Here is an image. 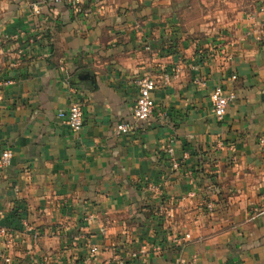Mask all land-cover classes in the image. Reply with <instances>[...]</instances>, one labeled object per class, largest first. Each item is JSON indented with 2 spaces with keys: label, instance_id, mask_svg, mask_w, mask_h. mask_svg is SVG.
<instances>
[{
  "label": "crops",
  "instance_id": "crops-1",
  "mask_svg": "<svg viewBox=\"0 0 264 264\" xmlns=\"http://www.w3.org/2000/svg\"><path fill=\"white\" fill-rule=\"evenodd\" d=\"M263 135L264 0H0V264H264Z\"/></svg>",
  "mask_w": 264,
  "mask_h": 264
},
{
  "label": "built area",
  "instance_id": "built-area-1",
  "mask_svg": "<svg viewBox=\"0 0 264 264\" xmlns=\"http://www.w3.org/2000/svg\"><path fill=\"white\" fill-rule=\"evenodd\" d=\"M51 2L55 4H66L69 6H78L84 2L90 1V0H50ZM38 12L37 10H35ZM168 80V77L166 78ZM134 83L137 87V98L135 101V104L132 109V114L129 120L123 121L122 123L118 124L116 126V131L120 134L127 135L138 126L150 119L155 111H156V105L153 99V91L156 88L155 80L149 76H139L135 78ZM233 94L227 93L222 85L218 84L215 85L210 93V101H211V107L212 112L215 115L216 118L221 119L226 112V108L228 105V102L233 98ZM61 116H63L66 120V123L73 131H79L83 126V108L79 101L73 100L67 111L65 113H60ZM261 142H264V135L260 139ZM168 153L171 155L173 154L172 148H168ZM11 159V152L10 150H4L0 157V164L1 166H6L9 164ZM178 166V163L176 161H173V167L176 168ZM211 207V205H208ZM93 216L87 215L84 220L85 222H90L92 220ZM3 235L7 236L6 247L11 245V236L10 234H7L6 231L2 230ZM89 252L91 254H96L98 252L97 246L91 245L89 246ZM146 254V250L142 247L138 250L132 252L130 254V257L133 259H137V261L140 262V264H143V256ZM5 261H8L6 258ZM107 264H111V262H107ZM115 264H126V261L123 259V257L118 256L116 258Z\"/></svg>",
  "mask_w": 264,
  "mask_h": 264
}]
</instances>
